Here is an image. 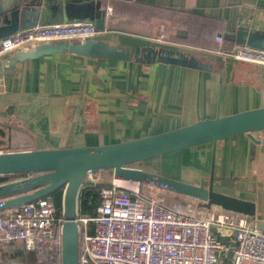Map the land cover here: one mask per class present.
I'll return each mask as SVG.
<instances>
[{
  "label": "crops",
  "instance_id": "0c3cea01",
  "mask_svg": "<svg viewBox=\"0 0 264 264\" xmlns=\"http://www.w3.org/2000/svg\"><path fill=\"white\" fill-rule=\"evenodd\" d=\"M98 1L105 17L94 24L100 32L96 38L111 44L173 46L223 61L225 55L216 51L233 47L225 38L227 33L239 26L264 32V0ZM160 31L167 40H154ZM217 36L223 38L221 44L215 42ZM217 86L216 74L160 64L66 54L26 61L0 75V151L114 144L213 118ZM263 106L264 88L256 81L254 67L237 63L226 74L219 115ZM255 137L264 138V132ZM209 156L210 147L204 145L136 167L196 184L206 177ZM164 166L180 170L164 172ZM100 176L111 182L110 172ZM214 187L253 202L255 221L264 223V144L245 135L219 142ZM230 260L231 254L222 253L217 264H231ZM38 262L36 253H26L17 245L0 248V264Z\"/></svg>",
  "mask_w": 264,
  "mask_h": 264
},
{
  "label": "water",
  "instance_id": "95a60500",
  "mask_svg": "<svg viewBox=\"0 0 264 264\" xmlns=\"http://www.w3.org/2000/svg\"><path fill=\"white\" fill-rule=\"evenodd\" d=\"M104 17L105 9L98 0H0V41L37 26L81 23L94 25ZM96 37L43 42L4 54L0 56V75L10 73L17 64L62 54L119 63L160 64L213 73L218 76L216 116L114 144L1 151L0 177L16 179L0 184V210L34 202L63 189L62 264H79L80 239L76 223L79 195L89 177L97 179L104 172L111 173L110 181L121 180L129 184L153 187L161 192L193 201L205 211L216 210L245 217L255 222L256 229L264 233V223L254 219L256 207L253 202L217 191L214 187L215 154L219 142L245 135L256 144H264V138L255 137L256 134L264 132V106L226 116L219 115L226 74L237 63L250 64L254 67L256 81L264 88V67L227 57V60L223 61L212 60L205 54H196L173 46L131 47L111 44ZM225 38L233 44L231 49L246 47L264 51V32L239 26L227 33ZM204 145L210 147L209 167L206 177L196 184L136 167L148 160Z\"/></svg>",
  "mask_w": 264,
  "mask_h": 264
},
{
  "label": "built area",
  "instance_id": "2783aa9c",
  "mask_svg": "<svg viewBox=\"0 0 264 264\" xmlns=\"http://www.w3.org/2000/svg\"><path fill=\"white\" fill-rule=\"evenodd\" d=\"M99 33L86 23L37 26L1 40L0 56L43 42L92 39ZM222 41L215 38L217 44ZM216 52L264 67V51L235 47ZM100 179L89 177L86 182L98 196L94 214L76 216L79 264H217L222 253L231 254V264H264V233L250 219L205 211L186 199L168 206L140 187H122L115 180L102 185ZM63 224L62 210L58 215L50 196L0 210V248L14 244L36 253L38 264H62Z\"/></svg>",
  "mask_w": 264,
  "mask_h": 264
},
{
  "label": "trees",
  "instance_id": "16d2710c",
  "mask_svg": "<svg viewBox=\"0 0 264 264\" xmlns=\"http://www.w3.org/2000/svg\"><path fill=\"white\" fill-rule=\"evenodd\" d=\"M212 49L214 46L211 47ZM10 177H4L0 182H5L11 180ZM63 189H59L54 192L50 197L53 199L55 206L57 208V214H61V198H62ZM98 204V196L95 193V190L89 186H85L79 195V212L82 214L93 215L95 208ZM40 260V257H39Z\"/></svg>",
  "mask_w": 264,
  "mask_h": 264
},
{
  "label": "rangeland",
  "instance_id": "374dc122",
  "mask_svg": "<svg viewBox=\"0 0 264 264\" xmlns=\"http://www.w3.org/2000/svg\"><path fill=\"white\" fill-rule=\"evenodd\" d=\"M166 33L164 32V31H160V32H158L154 37V40L156 41H159V39H161L160 41H163V40H167L166 39ZM0 148H2L1 146H0ZM164 172H170V171H176V169L177 170H180V168L179 167H177V166H174L173 168L172 167H168V166H164ZM89 181V180H88ZM99 182H106V183H108V181H106V180H104L103 178L102 179H100V181ZM139 187L141 188V190H142V192H144L145 194H147V195H155V196H157V197H159V198H162L163 199V202H164V204H166V205H168V206H170L171 204H173V203H177V202H179L181 199H177L178 197H176L175 199H172V198H169V197H167V195H166V193H163V192H160V191H158L157 189H155V188H149V187H147V186H143V187H141V185H139ZM144 190H143V189ZM156 190V191H155ZM158 192L160 193V194H163L164 196H161V195H159L158 194Z\"/></svg>",
  "mask_w": 264,
  "mask_h": 264
},
{
  "label": "bare ground",
  "instance_id": "6f19581e",
  "mask_svg": "<svg viewBox=\"0 0 264 264\" xmlns=\"http://www.w3.org/2000/svg\"><path fill=\"white\" fill-rule=\"evenodd\" d=\"M116 183L118 185L122 186V187H128V188H131V189H137V188H139V185H137V184H129V183L124 182V181H121V180L116 181Z\"/></svg>",
  "mask_w": 264,
  "mask_h": 264
}]
</instances>
